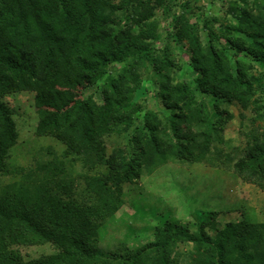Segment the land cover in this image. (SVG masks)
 Masks as SVG:
<instances>
[{"label": "trees", "instance_id": "16d2710c", "mask_svg": "<svg viewBox=\"0 0 264 264\" xmlns=\"http://www.w3.org/2000/svg\"><path fill=\"white\" fill-rule=\"evenodd\" d=\"M182 1L0 0V90L33 82L42 90L68 75L93 84L110 73V64L131 57L120 81L140 82L139 71L152 62L162 73L158 94L169 110L162 120L156 112H146V128L139 126L130 136L132 153L117 156L108 154L105 135L132 123V114L121 112L132 101L131 94L117 93L120 86L111 77L106 82L115 93L101 105L86 101L81 110L77 105L65 111L42 109L39 135L57 137L85 168L107 169L75 176L53 149L28 165L10 162L16 138L11 108L1 103L0 178L11 181L0 188V264H248L242 258L246 245L259 241L264 222L242 220L220 227L217 211H202L193 225L165 221L138 248L110 256L98 250V229L121 207L123 183L145 168L211 158L264 190V129L259 124L264 80L241 59L247 56L264 66V0L252 5L241 0L243 5L233 11L237 21L210 15L202 26L188 4L182 14L171 15V6ZM156 6L172 22L170 36L185 49L186 62L173 57L169 45L163 54L157 50L162 34L154 18ZM185 65L193 74L189 81L175 83L172 73ZM235 103L252 112L241 113V125L245 128L244 120L250 119L252 126L243 131L247 140L242 150L225 151L224 129L234 114L223 104ZM187 243L191 248L181 250L180 244ZM44 244L56 251L26 259L19 250ZM259 257L264 264V245Z\"/></svg>", "mask_w": 264, "mask_h": 264}, {"label": "rangeland", "instance_id": "374dc122", "mask_svg": "<svg viewBox=\"0 0 264 264\" xmlns=\"http://www.w3.org/2000/svg\"><path fill=\"white\" fill-rule=\"evenodd\" d=\"M259 1L261 0H249V4ZM186 4L189 9H192V15L196 16L195 19L202 26L203 19L210 15L220 17V21L227 16L237 21L233 11H237L236 8L242 6L243 1L183 0L182 4L176 2L174 6H171V15L182 14ZM154 11V18L160 23L159 32L162 34V38L156 40L157 50L163 54L164 48L169 45L172 49L171 55L179 56L181 59L179 61L182 63L186 62L185 49L170 36L173 30L172 22L170 23L167 19L162 7L156 6ZM200 34L206 44V33L201 31ZM241 59L244 65L253 67L251 71L255 76H262L264 80V66L251 62L247 56ZM131 60L130 57L122 63L110 64L108 67L110 73L105 72L93 84L76 75H68L54 85L47 84L48 88L42 90L40 86L33 84L34 82L31 86H20L17 90L1 89L0 105L5 103L11 108L10 121L16 138V143L10 151V162L16 165H28L35 157H48V149H53L64 160L69 172L75 176L83 172L91 174L106 172L107 169L103 166L91 170L85 168L81 161H76L71 154H67L66 145L57 137L51 134L39 135L37 126L42 109L65 111L77 105V110H81L83 109L81 106L86 101L101 105L106 95L115 93L111 85L106 82L107 77H111L120 86L117 93L124 97L131 94L130 106L126 108L127 110L122 109L121 112L125 115L130 112L133 116L130 125L123 124L121 131L115 130L105 135L107 152L108 154L115 152L117 156L132 153L130 136L139 126L146 128L145 113L156 112L162 120L169 110L165 108L158 94L161 90L162 73L154 67L152 62L148 61L142 66L139 71L140 82L131 79L120 81L119 76ZM181 62L178 63L181 64ZM184 67L186 71L176 69L172 73L175 83L189 81V76L193 74L189 72L187 65ZM199 98L203 99L204 96L198 95ZM223 107H227L234 117L228 120L224 129L225 143L222 147L225 151H232L237 147L242 150L247 140L243 131L252 124L250 119H246L244 122L247 125L244 128V124L241 125V113L249 116L253 114L249 110H243L237 103L223 104ZM259 122L260 127L264 129V119H260ZM10 181L11 178L8 176L1 177L0 188ZM237 184H239V190H237ZM263 193L264 190L258 185L242 181L233 168L211 158L192 163L169 161L157 167L145 168L136 178L123 183L121 207L98 229V250L105 256H110L123 251L126 247L138 248L153 239L157 225H162L168 220L193 225V221L197 220V216L202 211H217L220 227L228 222L242 220H247L249 223L264 222ZM209 232L214 234V231L209 230ZM258 239L257 243L246 245V253L242 258L248 261V264H259L261 261L259 253L264 245V231ZM190 248L191 243L180 244L181 250ZM19 250L26 259L56 251L53 246L45 244L22 246ZM247 253L251 254V259Z\"/></svg>", "mask_w": 264, "mask_h": 264}, {"label": "crops", "instance_id": "0c3cea01", "mask_svg": "<svg viewBox=\"0 0 264 264\" xmlns=\"http://www.w3.org/2000/svg\"><path fill=\"white\" fill-rule=\"evenodd\" d=\"M237 186V190H239V184L236 185ZM264 194V193H263ZM239 195V193H238ZM260 196H263L262 194H259Z\"/></svg>", "mask_w": 264, "mask_h": 264}]
</instances>
